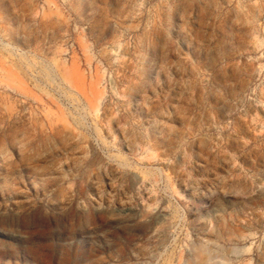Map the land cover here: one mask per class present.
Returning <instances> with one entry per match:
<instances>
[{
	"label": "rangeland",
	"instance_id": "374dc122",
	"mask_svg": "<svg viewBox=\"0 0 264 264\" xmlns=\"http://www.w3.org/2000/svg\"><path fill=\"white\" fill-rule=\"evenodd\" d=\"M0 264H264V0H0Z\"/></svg>",
	"mask_w": 264,
	"mask_h": 264
}]
</instances>
